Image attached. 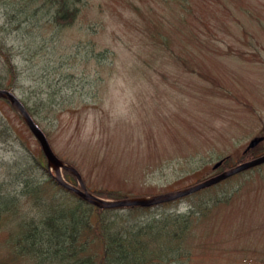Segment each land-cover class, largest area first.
<instances>
[{
	"label": "rangeland",
	"instance_id": "rangeland-1",
	"mask_svg": "<svg viewBox=\"0 0 264 264\" xmlns=\"http://www.w3.org/2000/svg\"><path fill=\"white\" fill-rule=\"evenodd\" d=\"M164 1L86 0L57 41L59 58L44 36L14 30L13 9L0 6V39L21 71L15 94L30 100L53 152L89 191L150 198L181 190L210 178L219 159L234 167L250 140L264 137V0ZM0 111L15 132L0 144V164L43 158L3 100ZM232 187L193 226L185 264H264V166L188 198Z\"/></svg>",
	"mask_w": 264,
	"mask_h": 264
},
{
	"label": "trees",
	"instance_id": "trees-1",
	"mask_svg": "<svg viewBox=\"0 0 264 264\" xmlns=\"http://www.w3.org/2000/svg\"><path fill=\"white\" fill-rule=\"evenodd\" d=\"M170 1L181 8L186 3L164 2ZM85 4L86 0H0L1 8L13 9L14 30L26 32L38 41L44 36V41L52 44L51 54L56 58L61 45L57 41L75 26ZM44 29H50L51 34H42ZM163 39L166 45L168 38ZM16 59L14 48L0 39V89L22 95ZM21 102L35 122H40L30 100ZM10 139H15V132L0 111V144ZM258 153V147L250 150L236 164L253 159ZM228 161L229 158L223 163L222 171L228 168ZM0 169L5 171L4 176L0 175V264H185L191 256L186 244L193 226L214 207L227 202L233 189H222L223 196L216 193L205 198L207 201L186 198L189 203L183 206L184 212H159L163 206L101 210L59 186L40 156L31 154L21 165L17 161L2 163ZM63 176L76 185L71 173L64 171ZM91 192L108 200L129 198L109 190ZM205 193L195 196L210 195Z\"/></svg>",
	"mask_w": 264,
	"mask_h": 264
},
{
	"label": "water",
	"instance_id": "water-1",
	"mask_svg": "<svg viewBox=\"0 0 264 264\" xmlns=\"http://www.w3.org/2000/svg\"><path fill=\"white\" fill-rule=\"evenodd\" d=\"M0 99L7 101V103L10 105V107L18 114V116L23 120L26 127L28 128L31 135L34 137V139L39 144V147L41 149V152L44 156L46 166L48 169V172L50 175L55 179L57 184H59L61 187L73 192L76 194L80 199L84 200L85 202L101 209H117V208H130V207H152L154 205L167 203L170 201H174L177 199H181L183 197H187L191 194H194L198 191H201L203 189H207L213 185H216L220 183L221 181L232 177L236 174H239L241 172H244L246 170L252 169L254 167L260 166L264 164V155L260 156L258 158H255L251 161L242 163L237 165L236 167L225 171L219 175H216L204 182H201L195 186H192L190 188L171 192L163 195H158L150 198H138V199H122V200H105L102 198H99L95 196L94 194L90 193L87 188L85 187V184L83 182V179L81 178V175L79 172L72 166L63 163L60 161L57 156L52 151L50 144L45 136V134L42 132V130L39 128V126L35 123L33 118L30 116V114L27 112L23 104L18 100V98L10 91L6 90H0ZM263 141V138H256L253 139L245 152L248 150L254 148L256 145H258L260 142ZM222 162L217 163L213 169H217ZM63 171L70 172L77 180L78 187L72 186L69 183H67L62 175Z\"/></svg>",
	"mask_w": 264,
	"mask_h": 264
},
{
	"label": "bare ground",
	"instance_id": "bare-ground-1",
	"mask_svg": "<svg viewBox=\"0 0 264 264\" xmlns=\"http://www.w3.org/2000/svg\"><path fill=\"white\" fill-rule=\"evenodd\" d=\"M61 161V160H60ZM63 162V161H62ZM64 163V162H63ZM65 164H68V165H70V166H72L71 164H69V163H65ZM72 167H74V166H72ZM75 168V167H74ZM76 169V168H75Z\"/></svg>",
	"mask_w": 264,
	"mask_h": 264
},
{
	"label": "flooded vegetation",
	"instance_id": "flooded-vegetation-1",
	"mask_svg": "<svg viewBox=\"0 0 264 264\" xmlns=\"http://www.w3.org/2000/svg\"><path fill=\"white\" fill-rule=\"evenodd\" d=\"M262 142H264V137H263V141H262ZM262 142H261V143H262ZM261 143H260V144H261Z\"/></svg>",
	"mask_w": 264,
	"mask_h": 264
}]
</instances>
